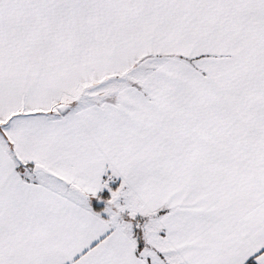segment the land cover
Returning <instances> with one entry per match:
<instances>
[{"label":"snow or ice","instance_id":"snow-or-ice-1","mask_svg":"<svg viewBox=\"0 0 264 264\" xmlns=\"http://www.w3.org/2000/svg\"><path fill=\"white\" fill-rule=\"evenodd\" d=\"M0 264H264V0H0Z\"/></svg>","mask_w":264,"mask_h":264}]
</instances>
